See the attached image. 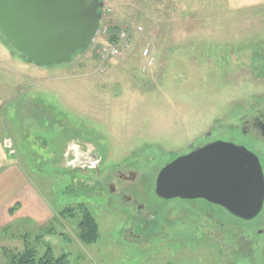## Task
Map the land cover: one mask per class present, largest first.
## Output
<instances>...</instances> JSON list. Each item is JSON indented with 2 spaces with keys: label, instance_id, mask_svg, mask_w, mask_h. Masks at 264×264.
Here are the masks:
<instances>
[{
  "label": "rangeland",
  "instance_id": "rangeland-1",
  "mask_svg": "<svg viewBox=\"0 0 264 264\" xmlns=\"http://www.w3.org/2000/svg\"><path fill=\"white\" fill-rule=\"evenodd\" d=\"M102 1L101 30H130L117 59L97 55L102 37L71 61L34 65L0 38V156L8 159L0 172L10 171L0 178V264L26 251H51L66 264H249L241 233L222 245L215 233L200 241L173 205L148 218L155 230L164 218L170 234L135 241L131 211L107 184L109 174L135 168L153 185L164 149H183L263 98L264 0ZM148 44L152 66L142 55ZM76 149L97 153V168L68 164ZM87 216L98 229L92 242L80 237ZM187 231L200 242L180 237Z\"/></svg>",
  "mask_w": 264,
  "mask_h": 264
},
{
  "label": "water",
  "instance_id": "water-1",
  "mask_svg": "<svg viewBox=\"0 0 264 264\" xmlns=\"http://www.w3.org/2000/svg\"><path fill=\"white\" fill-rule=\"evenodd\" d=\"M103 5L102 0H0V34L34 65L71 61L90 45ZM214 148L218 152L211 156L203 150L167 164L157 179V194L166 199L208 197L235 216L255 217L264 202L258 157L229 143Z\"/></svg>",
  "mask_w": 264,
  "mask_h": 264
},
{
  "label": "flooded vegetation",
  "instance_id": "flooded-vegetation-1",
  "mask_svg": "<svg viewBox=\"0 0 264 264\" xmlns=\"http://www.w3.org/2000/svg\"><path fill=\"white\" fill-rule=\"evenodd\" d=\"M262 60H264V57ZM258 65L264 71V67L261 64ZM244 111L242 116H233L234 118L230 121H216V126L207 130L204 137L202 135L201 137H195L183 149L179 148L180 150L176 152L164 149L165 151H162L163 154L161 156L163 157L162 161L165 160V157L168 158L156 171H153V185L151 186L152 174L149 175V172L145 170L124 168L109 174L107 187L110 198L131 211L132 224L129 228V234L135 241L145 243L150 239L166 237L167 234H170L167 231L169 227L164 222V218L157 215L155 219L156 223L158 221V228L156 227V230L150 227L149 221L151 220L148 218L153 209L159 212L161 210L159 207L173 205L177 213L180 211L183 213H180L182 215L174 219L176 221L182 219L180 223L187 224V230L194 227L197 232L195 236L198 240L206 239L208 242V236L215 233L216 241L222 245L226 236L232 233L234 235L241 233V243L242 245L244 243L248 249V263L264 264V202L261 211L255 217L243 219L233 215L223 205L210 200L208 197L184 198L175 196L166 199L160 197L156 192L157 179L161 170L167 164L179 157L201 153L203 150H209L205 154L206 157L211 156L216 151L218 152L214 147L224 143L243 146L253 152L258 157L264 174V93L263 98L256 102L251 109ZM209 147H212V149ZM88 151L90 150L78 151L76 149L72 155L70 154V157L67 156L70 159L68 164L75 166L83 163L82 165H91L97 168L99 161H95L97 158L96 153ZM86 160L88 161L87 163H85ZM92 161L95 162L93 163ZM146 189L152 190L150 198L146 196ZM226 215H228V219H225ZM136 222L142 223L141 227L146 226L141 229L140 233H135L134 225ZM149 228L152 230L151 234L146 233ZM172 228L173 226L170 230ZM180 235V237H185L188 242L192 241L194 236L193 233H188V231ZM198 240L194 239L193 241L200 242Z\"/></svg>",
  "mask_w": 264,
  "mask_h": 264
},
{
  "label": "trees",
  "instance_id": "trees-1",
  "mask_svg": "<svg viewBox=\"0 0 264 264\" xmlns=\"http://www.w3.org/2000/svg\"><path fill=\"white\" fill-rule=\"evenodd\" d=\"M120 27H121L120 24H115V25L109 27L111 34H107L104 36L108 39V42H117V40L119 38H118L116 30L120 29ZM127 29H128V27H127ZM0 38L4 42H6L5 39L1 36V34H0ZM129 38L131 40L130 34H129ZM7 45L10 47V49L13 51V53H16L19 56H21L19 53L15 52L8 43H7ZM80 228H81L80 237L82 240L87 241V242H92V241L97 239L98 229H97L96 222L93 220V217L87 216L80 223ZM12 264H66V261H65L64 256L55 257L51 251H47L43 256H40V257H37L36 254L32 251H26L23 254L19 255L17 258H15Z\"/></svg>",
  "mask_w": 264,
  "mask_h": 264
},
{
  "label": "built area",
  "instance_id": "built-area-1",
  "mask_svg": "<svg viewBox=\"0 0 264 264\" xmlns=\"http://www.w3.org/2000/svg\"><path fill=\"white\" fill-rule=\"evenodd\" d=\"M141 30L142 27H138L137 31ZM116 31L119 38L117 42H109L106 44L98 45L96 48L97 54L102 60L118 58L122 54L123 49L130 47L129 29H127V27L121 26L120 29ZM107 34H111L109 28L107 30L105 29L104 31H102L101 27H99L92 39V46L95 44L96 41H98ZM142 55L146 57L148 66H152L154 63V57L152 55V49L149 44L143 48ZM146 67L144 68L146 69Z\"/></svg>",
  "mask_w": 264,
  "mask_h": 264
},
{
  "label": "crops",
  "instance_id": "crops-1",
  "mask_svg": "<svg viewBox=\"0 0 264 264\" xmlns=\"http://www.w3.org/2000/svg\"><path fill=\"white\" fill-rule=\"evenodd\" d=\"M8 144V143H7ZM5 145V144H4ZM0 146H1V144H0ZM96 156H97V158L95 159V161H100V158H99V156H98V154L96 153ZM5 160H8L6 157H3V156H0V162H3V161H5ZM5 163H6V161H5ZM8 173V174H7ZM3 172V171H1L0 172V178L1 177H10V171H8V172ZM2 174H4V176H2ZM7 174V175H6Z\"/></svg>",
  "mask_w": 264,
  "mask_h": 264
}]
</instances>
